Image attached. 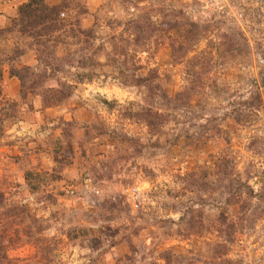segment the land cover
Listing matches in <instances>:
<instances>
[{"label":"rangeland","instance_id":"1","mask_svg":"<svg viewBox=\"0 0 264 264\" xmlns=\"http://www.w3.org/2000/svg\"><path fill=\"white\" fill-rule=\"evenodd\" d=\"M18 1L0 0V238L11 263L264 264V0L227 11L202 0H61L64 18L86 6L81 24L106 52L120 44L118 20L150 8L159 28L144 50L126 52L123 40L125 54L101 51L92 80L49 107L8 76L5 55L21 39L1 29ZM81 45L44 83L82 71ZM172 45L191 48L176 62ZM35 62L33 50L15 61ZM131 75L148 85L125 84ZM68 152L69 164L55 161Z\"/></svg>","mask_w":264,"mask_h":264},{"label":"trees","instance_id":"2","mask_svg":"<svg viewBox=\"0 0 264 264\" xmlns=\"http://www.w3.org/2000/svg\"><path fill=\"white\" fill-rule=\"evenodd\" d=\"M65 8L66 5H64L61 0L53 5L50 4L48 0H23L15 7L14 15L10 19V26L1 29V31L8 32L15 31L18 38L21 39L20 46L17 43L14 45L12 53L5 55V61L8 66V76L18 80L20 95L22 97H24L28 91L32 93L40 92L43 107L57 105L72 95L78 83L92 80L96 75L93 68L101 64L98 59V54L104 50L106 52L103 43L94 47V40L96 39L94 27H84L81 24V19L88 12L86 6L82 5L78 8L77 15H74L76 16L74 19L60 16L61 13H64ZM150 12V8L144 9L142 13L135 18L116 21L117 23L115 24L123 30L119 35L118 42H120V44L115 41L111 49L107 50L108 55L110 54L112 58H115L116 55L125 54V46L121 43L123 40L129 46H126V52L127 50H132L133 53H136L146 48L148 45L147 40L152 38L153 33L159 28V24L156 25L151 20ZM190 24L191 26L197 27V23L195 22H191ZM166 28L168 29L170 27L166 26ZM124 32L127 33V38L122 37ZM80 43H82L80 48L85 49L86 52L78 57L76 67L80 63L79 67L82 71L69 70V74L73 76V80L71 81L58 80L55 86L44 83L46 80L52 78L56 72L63 70V63L68 62L70 67L72 59H69V56L73 54L70 47ZM60 44L66 46V55L64 56H58L56 54V48ZM190 48L191 47H179L176 49L172 45L171 55L174 61L181 62L190 51ZM27 50L34 51L35 64L32 66L16 65V59ZM84 67H87L86 71L85 69L83 70ZM1 71L0 67V80L2 78ZM189 71H191V69L187 68L186 73ZM123 80L125 84L148 85L147 77H135L131 75V77L125 76ZM194 84L195 82L192 81L190 85H184L183 89L176 93L174 96L176 104H182L187 101L194 91ZM68 155H70V152L67 154L61 153L59 156L56 155L55 161L64 165L69 164ZM28 175H30V173H28ZM27 177L29 176H26V178ZM252 192L253 190L249 188L248 193L253 195ZM258 195L264 199V191ZM1 204L4 203L3 194L0 192V207ZM4 230L6 231V229ZM9 246L11 248L13 245H7V243L3 242L2 238H0V264H12V259L8 257L6 253ZM217 246L222 248L224 244H219ZM164 261L165 264H169V257H164Z\"/></svg>","mask_w":264,"mask_h":264},{"label":"built area","instance_id":"3","mask_svg":"<svg viewBox=\"0 0 264 264\" xmlns=\"http://www.w3.org/2000/svg\"><path fill=\"white\" fill-rule=\"evenodd\" d=\"M236 1L237 0H202V6L204 9L227 11L233 7Z\"/></svg>","mask_w":264,"mask_h":264},{"label":"crops","instance_id":"4","mask_svg":"<svg viewBox=\"0 0 264 264\" xmlns=\"http://www.w3.org/2000/svg\"><path fill=\"white\" fill-rule=\"evenodd\" d=\"M23 1V0H22ZM60 0H48V2L50 3V4H57L58 2H59ZM19 2H21V1H18V3ZM15 6H16V4H14V9H15ZM86 25H87V23H86Z\"/></svg>","mask_w":264,"mask_h":264}]
</instances>
